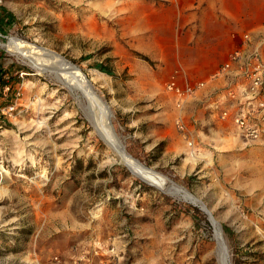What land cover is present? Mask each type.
<instances>
[{
  "label": "rangeland",
  "instance_id": "rangeland-1",
  "mask_svg": "<svg viewBox=\"0 0 264 264\" xmlns=\"http://www.w3.org/2000/svg\"><path fill=\"white\" fill-rule=\"evenodd\" d=\"M218 2L0 0V264H219L207 214L154 174L205 204L230 264H264V138L236 137L199 103L179 109L165 89L175 71L209 73ZM107 113L151 175L104 140Z\"/></svg>",
  "mask_w": 264,
  "mask_h": 264
},
{
  "label": "built area",
  "instance_id": "built-area-1",
  "mask_svg": "<svg viewBox=\"0 0 264 264\" xmlns=\"http://www.w3.org/2000/svg\"><path fill=\"white\" fill-rule=\"evenodd\" d=\"M241 38L242 46L230 51L208 78L188 81L175 71L165 89L175 97L180 109L195 102L208 83L223 77L224 83L210 93L218 97L213 105L219 111L217 118L228 121L238 137L254 142L264 138V33H243ZM234 64L238 68L232 71ZM174 122L183 135L190 132L182 115L178 114Z\"/></svg>",
  "mask_w": 264,
  "mask_h": 264
},
{
  "label": "crops",
  "instance_id": "crops-1",
  "mask_svg": "<svg viewBox=\"0 0 264 264\" xmlns=\"http://www.w3.org/2000/svg\"><path fill=\"white\" fill-rule=\"evenodd\" d=\"M247 6H250L252 9L249 10ZM210 15V20L218 21L219 23L223 22L226 26L224 29L215 31L213 35H209L210 48L208 50V58L203 63L206 70L208 69L207 73L209 72L205 79L219 67L230 51L242 46L241 36L243 33H252L253 36L260 32L264 33V0H260V2L255 0L251 5L245 3L244 0H238L235 4V9L227 8L226 3L223 0H219L218 12ZM215 47H217L219 53L220 63H218V58L214 57L216 54L213 53ZM237 68L238 65L234 64L232 71ZM224 81L225 79L222 77L208 83L207 87L197 94L195 97L197 100L194 103L201 105L202 118L207 117V121L216 118L220 124H226L229 128L228 131L238 137L235 129L228 121L217 118L219 111L213 107L218 97L216 95L211 96V90L221 86ZM198 100H201V102ZM197 115L199 116V114Z\"/></svg>",
  "mask_w": 264,
  "mask_h": 264
},
{
  "label": "bare ground",
  "instance_id": "bare-ground-1",
  "mask_svg": "<svg viewBox=\"0 0 264 264\" xmlns=\"http://www.w3.org/2000/svg\"><path fill=\"white\" fill-rule=\"evenodd\" d=\"M38 49H43V52L45 51V53H50V52H48V50H46L44 48H38ZM55 55L58 56L60 59H62V62L75 74V76L78 77L79 81L82 82L83 86L84 85L85 86H89L87 78L85 77V75L83 74V72L81 71V69L79 67H77L75 64L73 65L72 63H70V61L68 62V60H65V58H63L62 56H59L57 54H55ZM85 88H87V87H85ZM100 117H102V116H100ZM95 122H97V121H95ZM99 127H100V124H99ZM101 133H102V137L104 138V140L112 147V149L120 157L121 161L131 170L132 173H134L135 175L144 176V177H145L146 173L151 175L152 172H151V170L149 168H145L143 166V164H141L136 159H134L132 156H130L124 150V148L118 143V141H117V139L115 137L114 131H113L112 127H111L110 114L109 113H107L105 115V123L102 126V132ZM154 176L157 179L158 186H160L165 192H167L168 194L173 195V196H175V197H177L179 199H183V200L189 201L192 204L202 208V211H204L207 214L208 218L212 222L211 225L214 228V234L213 235H214V238H215L216 243H217V254H218L217 257H218L219 264H230L228 250H227V247L225 245L224 240L222 239L220 226H219L218 222L215 221V219L212 217L211 212L206 208V206L204 208V204L201 202V200H199L198 198L194 197L193 195H191L186 190L181 189L177 185H172L171 183L167 182L168 180L166 181L165 179H163L161 177H158L156 174H154ZM146 180H148V179H146ZM158 186H156V187H158Z\"/></svg>",
  "mask_w": 264,
  "mask_h": 264
},
{
  "label": "trees",
  "instance_id": "trees-1",
  "mask_svg": "<svg viewBox=\"0 0 264 264\" xmlns=\"http://www.w3.org/2000/svg\"><path fill=\"white\" fill-rule=\"evenodd\" d=\"M3 14H6L7 16H11V13H9L7 11H4ZM3 18L4 17H2V19ZM98 67L100 70L107 72L106 69L104 67H102L101 65H98ZM18 68L22 69V70L25 69L24 67H18ZM24 71H27V70H24ZM3 73H4L3 70L0 68V89H3L5 86H7L9 84V81L6 80L5 78H3Z\"/></svg>",
  "mask_w": 264,
  "mask_h": 264
},
{
  "label": "water",
  "instance_id": "water-1",
  "mask_svg": "<svg viewBox=\"0 0 264 264\" xmlns=\"http://www.w3.org/2000/svg\"><path fill=\"white\" fill-rule=\"evenodd\" d=\"M202 202V201H201ZM203 203V202H202ZM200 208V207H199ZM204 208H205V204H204ZM201 210H202V208H200ZM209 219V218H208ZM209 221H210V219H209ZM210 223L212 224V222L210 221ZM220 226V225H219ZM221 229V228H220Z\"/></svg>",
  "mask_w": 264,
  "mask_h": 264
}]
</instances>
